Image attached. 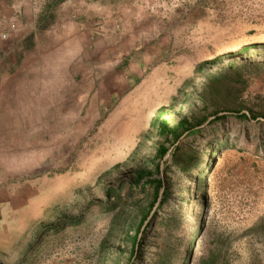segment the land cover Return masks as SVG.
Wrapping results in <instances>:
<instances>
[{"label": "rangeland", "instance_id": "374dc122", "mask_svg": "<svg viewBox=\"0 0 264 264\" xmlns=\"http://www.w3.org/2000/svg\"><path fill=\"white\" fill-rule=\"evenodd\" d=\"M30 2L50 27L14 47L1 95L0 264H151L156 240L135 258L128 236L153 188L108 193L141 169L168 188L158 215L181 211L173 264H264V0H85L81 28L69 0ZM181 118L195 131L159 132Z\"/></svg>", "mask_w": 264, "mask_h": 264}, {"label": "trees", "instance_id": "16d2710c", "mask_svg": "<svg viewBox=\"0 0 264 264\" xmlns=\"http://www.w3.org/2000/svg\"><path fill=\"white\" fill-rule=\"evenodd\" d=\"M247 48L248 47H244L243 50H246ZM221 78V71H218L216 72V74L211 76V78L209 79V89L216 90L218 82ZM212 114L214 115L213 121H217L225 117V115H218L216 111H214ZM235 116L239 119H245L247 122L249 121L248 115L244 112L237 113L235 114ZM207 118L208 117L202 118L201 122L206 121ZM253 119H256V117H253ZM192 128L193 126L188 122L187 118L179 119L175 122V124H173V126L168 125L165 119H162L158 124V129L161 134L170 133L177 139L180 137L181 131H188L189 133L195 131ZM156 150L158 154L163 156L168 152V150L162 146H158ZM160 174L161 173L159 172V170L156 171V174H153L141 169L137 171L133 182L127 185L119 183L117 186H111L110 190H108V193L114 196L117 201H121L123 200V196L128 197L133 193H143L148 186L153 188V198L148 210L139 220V225L136 228L135 234L132 237L128 236L129 239L131 238L130 253L132 257H139L144 242L148 239V237H151L157 242L154 251L150 256L151 264H173L175 261V252L177 249V242L175 243L173 240L174 231L181 222L182 215L180 209L172 204L170 205V213L162 216L158 215L160 209H163L165 207L166 201L169 197L168 188L164 187L163 180ZM161 187H163L161 199L153 209L154 203L156 202ZM148 216H150L149 219H147ZM66 226H69V224H67ZM156 227H158L157 232L154 231ZM184 261L187 262L188 257L184 258ZM185 262L184 264H186ZM130 264H135V260L133 259Z\"/></svg>", "mask_w": 264, "mask_h": 264}, {"label": "crops", "instance_id": "0c3cea01", "mask_svg": "<svg viewBox=\"0 0 264 264\" xmlns=\"http://www.w3.org/2000/svg\"><path fill=\"white\" fill-rule=\"evenodd\" d=\"M68 5H73L76 8L69 7V11L67 13L73 14L76 13L77 22H75L76 26L81 28L82 22L85 21L83 18L86 15V3L85 0H69ZM16 6V5H13ZM10 7L7 5L3 6L0 4V13L6 17L4 28L8 31V38L6 40V44L3 45V50L5 51V57L0 56V102L2 100L1 95L5 93V88L17 87V85L21 84L20 79L22 77V70L18 68V66L14 63L17 61V56L13 53L14 47L17 44L22 46L23 38L27 34H33L36 31L49 29L50 25L44 27L41 26L37 17L39 16L37 13V7L30 0H21V4L18 7L19 16L9 15ZM77 38L81 39V34H77ZM4 58H6L4 60ZM21 76H19V75ZM8 197V192L5 188L0 187V210L3 205L6 204V199Z\"/></svg>", "mask_w": 264, "mask_h": 264}, {"label": "water", "instance_id": "95a60500", "mask_svg": "<svg viewBox=\"0 0 264 264\" xmlns=\"http://www.w3.org/2000/svg\"><path fill=\"white\" fill-rule=\"evenodd\" d=\"M245 113H246V112H245ZM213 117H214V115L211 116V117H208V118L206 119V122H207L208 120H210L211 118H213ZM167 154H168V152L166 153V155H167ZM162 191H163V187H161L160 190H159L158 197H157V199H156V202L154 203L153 209L155 208V206H156V205L158 204V202L160 201ZM153 209H152V211H153ZM152 211H151V212H152Z\"/></svg>", "mask_w": 264, "mask_h": 264}, {"label": "built area", "instance_id": "2783aa9c", "mask_svg": "<svg viewBox=\"0 0 264 264\" xmlns=\"http://www.w3.org/2000/svg\"><path fill=\"white\" fill-rule=\"evenodd\" d=\"M4 37V35H2Z\"/></svg>", "mask_w": 264, "mask_h": 264}]
</instances>
